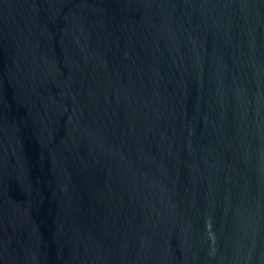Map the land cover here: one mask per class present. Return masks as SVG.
<instances>
[{"label":"water","instance_id":"1","mask_svg":"<svg viewBox=\"0 0 264 264\" xmlns=\"http://www.w3.org/2000/svg\"><path fill=\"white\" fill-rule=\"evenodd\" d=\"M0 264H264V0H0Z\"/></svg>","mask_w":264,"mask_h":264}]
</instances>
